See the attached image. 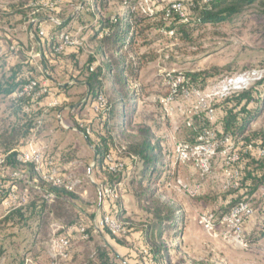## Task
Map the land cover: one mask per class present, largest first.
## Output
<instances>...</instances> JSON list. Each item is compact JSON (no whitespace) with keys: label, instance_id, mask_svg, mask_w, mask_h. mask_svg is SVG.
<instances>
[{"label":"rangeland","instance_id":"rangeland-1","mask_svg":"<svg viewBox=\"0 0 264 264\" xmlns=\"http://www.w3.org/2000/svg\"><path fill=\"white\" fill-rule=\"evenodd\" d=\"M88 1L66 0L56 11L39 13L35 12L34 7L27 5L22 9V14L15 15L6 6L9 3L0 0V39L12 38L19 53L30 52L31 47H34L32 66L47 75L41 82L50 81L58 101L57 106L44 114L49 131L43 139V151L55 159L56 165H45L42 172H37L35 168L33 170V165H0V243L5 249V254L0 259L1 264L19 261L22 256L26 259L38 256L39 264H50L48 244L52 238L53 225L67 224L66 219L58 217L54 212L45 219V227L39 230L37 219L23 228L2 223L15 210H10L12 205H16L15 202H8L6 206V200H10L13 189L20 196L26 195L28 201H45L53 209L63 202L60 199L56 201V197L64 194L55 189L53 182H46L44 176L55 170L57 176L65 182L78 181L71 193L87 215H92L96 211V203L101 193L100 185L109 180V174L101 166H96V151L90 141L79 131L90 128L93 131L94 144L99 143L98 137H102L101 134L105 136L102 125L92 110L95 99L90 97V91L85 85L91 68L96 69L100 64V58L96 54L98 43L89 41V28L69 22L80 13L83 3ZM190 1L192 2L151 0L150 4L157 11L175 2L189 4ZM34 19L41 20L43 25L40 30L46 33L44 37L41 36L48 54L45 61L39 57L36 43L30 39ZM58 21L68 25L54 37L57 39L63 32L70 33L82 39V48L67 49L61 55H55L50 33L54 22ZM32 30L34 33L35 27ZM155 38L150 45L145 46L142 41L139 42L138 54L145 58L138 82L142 90L137 104L136 123L151 127L155 142L161 147L159 159L163 166L158 174V184L163 186H158L159 194L155 199L160 197L171 207L178 208L179 215L182 216L178 220L182 223L179 232L181 236L174 240L165 239L171 251L168 259L160 264H264V183L250 201L256 212L245 219L243 242H238L231 227L222 223V220L239 202L236 189L240 188V180L239 186H227L229 178L223 158L219 154L213 159L211 170L207 174L202 173L195 163L181 164L176 157L178 143L196 144L199 137L207 131L214 132L218 139L225 135L221 134L225 131L220 119L226 102L242 92H252L255 102L250 106L253 108V118L244 133L239 134L240 141L250 143L264 138L263 8L258 3L248 6L240 15L218 24L193 22L184 32L180 29L154 30L149 34V39ZM196 73H206L205 80L202 77L199 82L192 81L189 75ZM245 74H250L255 79L247 89L234 92L228 97L222 95L226 82ZM1 75L0 70V77ZM179 78L184 79V82L174 94L172 83ZM57 83L64 85L62 88L66 90H59ZM170 97L173 98L171 102H163ZM2 99L0 98V119L7 117L10 107L9 102H2ZM58 108L60 110H56ZM111 136L115 139V154L121 163L136 165L125 152L124 147L127 144L124 139L114 133ZM39 143L42 144V141L39 140ZM15 173L22 177L16 179ZM123 183V190L115 205L125 219L124 222L130 224L133 234L138 230L142 231L152 218L139 208L128 183ZM196 186L200 187V191L193 197L188 189ZM69 211V215L72 214L73 211ZM204 213H211L215 217V229L211 232L200 224V217ZM86 224L89 225L87 222ZM90 235L88 241H76L71 264H85L97 250L99 237L96 232H90ZM253 237L258 239L251 242ZM127 238L121 239L122 245L127 244ZM177 245L179 249H172ZM137 253L142 259L141 252L138 250Z\"/></svg>","mask_w":264,"mask_h":264},{"label":"trees","instance_id":"trees-1","mask_svg":"<svg viewBox=\"0 0 264 264\" xmlns=\"http://www.w3.org/2000/svg\"><path fill=\"white\" fill-rule=\"evenodd\" d=\"M6 1L9 3L6 6L17 15L22 14V9L27 5L39 0ZM138 2L139 0H89L87 3H83L80 13L69 22H76L82 27L89 28V41L98 43L96 54L101 61L99 60L100 64L96 69L91 68L92 71L88 74L85 85L90 91V97H93L95 101L100 94H103L107 99L104 109L99 112L93 111L102 125V131L105 132V136L101 134L102 137H98L99 143H93V131L90 128L86 127L79 131L90 141L91 146L98 154L96 166H101L109 174V180L104 185L110 186L120 181L127 182L139 208L152 218L150 223L142 229L145 247L141 250V255L145 264L151 262L160 264L166 258L168 259L171 251V247L166 244L165 239L174 240L181 236L179 232L182 223H179L178 220L182 216L179 215L178 208L171 207L160 197L155 199L159 194L158 186H163L158 184V174L160 167L163 166L159 159L161 147L155 142L151 127L136 123L137 104L141 99L142 90L139 88L138 82L143 58H145L138 54L139 42L142 41L145 46L152 44L156 38L149 39V34L154 30L174 31L180 29L184 32L185 28L193 22L196 24L223 23L240 15L246 7L257 3L264 12V0H212L210 3H204L203 0L202 2L192 0L189 4L182 2L189 10L187 21L180 19L179 14L172 9V4L166 5L153 14H146L137 9ZM40 21L39 19L34 32L37 38L41 37ZM67 25L68 23L62 21L54 22L53 30L51 33L49 32L52 35L50 42L55 55H61L66 51L62 53L55 51L58 40L54 36ZM187 36L188 34L186 38ZM79 48L82 47L73 49ZM6 65V57H0V68L4 69ZM205 74L196 73L189 77L192 81L199 82L202 77L205 80ZM44 77L47 75L35 69L31 61L26 63V58L22 55L20 63L11 65L9 70L2 72L0 96H10L32 80L41 84V79ZM58 89L66 90L59 86ZM49 96V93L36 99L24 96L18 98L10 106L14 120L5 119L0 122V150L7 152L19 148L32 139H40L49 131V124L43 117L46 107L42 105ZM252 102H255V97L250 91L235 94L227 100L224 114L220 119V124L225 131L221 134L230 135L238 144L241 163L244 164L242 165L244 168L241 169L240 188L236 189L239 202L235 205L241 202L250 203L253 195L264 183V158L256 159L246 154L244 148L248 142L240 141L241 137L239 136L244 133L253 118V108L250 107ZM112 133L124 139L127 144L124 147L125 152L131 156L136 165L123 164V168L117 172L110 171L109 165L104 160L107 155L105 152L114 154L116 163H121L115 154L117 150L115 149V139L111 136ZM17 156V152L8 155L3 165H10L9 167L15 164L24 165L19 163ZM45 157L56 165L55 159L46 154ZM236 166L239 167V165ZM34 168L32 166L33 170ZM54 187L64 194L62 197H56V201L59 199L63 201L60 205L54 206L52 209L45 201L31 199L26 205L15 209L5 217L2 223L10 224L15 228H23L30 226L31 221L37 219V229L39 230L45 227V219L54 212L58 217L66 219L65 226L83 224L87 226L89 233L95 232L94 215H87L71 191L67 190L64 185ZM69 210L73 211L70 215ZM111 214L115 218L119 217L123 220L121 222L127 229V235L124 237L115 236L107 228H104L103 231L112 239L123 243L121 239L130 236L132 228L129 223L124 222L125 219L118 210ZM262 214L264 217V208ZM257 239V237H253L251 242H255ZM96 249L85 264H119L116 262L113 251L107 246L99 244ZM172 249H179V245ZM4 254V246L0 243V259ZM38 258V256L33 258L34 263L38 262ZM71 262L61 264H71ZM7 264H26V258L22 256L19 261L13 260Z\"/></svg>","mask_w":264,"mask_h":264},{"label":"built area","instance_id":"built-area-1","mask_svg":"<svg viewBox=\"0 0 264 264\" xmlns=\"http://www.w3.org/2000/svg\"><path fill=\"white\" fill-rule=\"evenodd\" d=\"M150 1L151 0H139L137 9L146 14H153L155 11L151 7ZM63 2L64 0H39L32 3L31 6L35 8L36 13H39L41 11H54ZM203 2L210 3L212 0H203ZM172 9L179 14L182 21L188 20V12L182 2L173 3ZM33 23H36V20H34ZM45 35L46 33L44 30H40V36L44 37ZM57 39L58 45L55 49L57 53H62L67 49L78 48L83 45L82 39L67 32L61 33ZM13 49L16 48L14 47ZM254 80L255 79L250 74H245L237 79H231L229 82L224 84L223 91L221 93L223 96L228 97L234 92L247 89ZM183 82L184 79L179 78L177 81L172 83L174 94L177 93L178 88L183 84ZM45 93L50 94L47 85L45 83L39 84L37 81L32 80L22 86L15 94V97L21 98L27 96L36 99ZM172 100L173 98L170 97L163 102L169 103ZM57 105V100L50 103V107H55ZM106 105V97L103 94H100L93 104L92 110L94 112H99L104 109ZM210 112L214 113L213 110ZM244 150L246 154H249L256 159L264 158V138L257 142L248 143ZM218 154L222 156L224 165L226 166L225 172L229 178L227 186H234V184L235 186H239L241 169L244 168V166H242L244 164L241 163V153L239 152L238 144L235 143L230 135H223L220 139H218L214 132L207 131L199 137L196 144L178 143L176 147V157L179 163L188 164L193 162L204 174L210 172L212 161ZM17 160L19 163L24 165H33L37 172H42L45 165H54L53 161L46 159L43 149L34 144H30L26 151L19 153ZM104 160L109 165V169L112 172H117L119 169L123 168L122 163H116L114 154L112 153H108ZM5 162L6 157H0V165H3ZM236 165H239V167ZM14 177L19 179L22 176L15 173ZM44 179L46 182H53L55 186L64 185L69 191H72L78 184V181H63V179L57 176L55 170L50 175L44 176ZM123 185V181L114 184V186L102 184L100 185V192L109 203L115 204L123 190ZM199 191V186H196L193 189H188L189 194L193 197L197 196ZM10 194V200H6V206L8 205V202L16 203V205H12L10 210L16 209L28 201V197L26 195L20 196L16 193V189H13ZM254 213L255 210L250 203L241 202L231 209V211L223 218L222 223H227L231 227V231L236 241L243 242L242 236L245 219L252 217ZM215 222V217L211 213H204L200 217V224L203 225V227L209 232L215 229ZM93 223L96 233L103 231L104 228H107L115 236L124 237L127 235L125 225L111 213L102 214L101 212H98ZM90 238L91 235L88 232L87 227L83 224L70 226L54 224L52 238L48 244L50 264L71 262L73 259L72 249L74 242L77 240L88 241ZM26 264L38 263H34L33 259L28 257L26 259ZM150 264H153V262Z\"/></svg>","mask_w":264,"mask_h":264},{"label":"crops","instance_id":"crops-1","mask_svg":"<svg viewBox=\"0 0 264 264\" xmlns=\"http://www.w3.org/2000/svg\"><path fill=\"white\" fill-rule=\"evenodd\" d=\"M31 4L32 3H30L29 6H31ZM34 20H36V23L39 21V19H34ZM36 23H32L33 25L31 26V30H30V39H32L33 42L36 43V46L38 48L39 57L42 59V61H45V57L48 56L46 50L44 49L45 42H44V40H42L43 39L42 37H40V38L35 37L33 30H32L33 27H35V29H36V25L38 24V23L37 24ZM42 25H43V23L41 22L40 26H42ZM14 45H15V41L12 38H8L7 40H1L0 39V57H6V61H7L6 67L4 69L0 68V70L2 72L9 70L11 65H15L16 63H20V61L22 59V55L26 58V63H29L30 61L32 62V60H33V57H32V50H34L33 46L31 47L30 52L19 53L18 49H13ZM41 83L42 84L45 83L47 85V87L50 89V95H51L48 97L46 102L42 104L43 106L46 107L45 111H44V114H45L48 110H50L52 108V107H50V103L52 101L56 100L57 98H55V93L51 89L50 81L46 80L45 82H41ZM58 86L61 88L64 87V85H62V84H58ZM18 90H16V92L10 96H4V95L0 96V98H3L2 102H7V103L9 102L8 106H11L16 100H18V98L15 97V94L17 93ZM58 100H59V98H58ZM7 114H8L7 117H5L4 119H0V122L2 120H5V119H9L11 121L14 120V116L12 115V111H11L10 107H9ZM44 114H43V117L45 118L46 115H44ZM47 133H48V131L40 139H32L27 144H25L19 148H15V149H12V150L7 151V152L0 150V157H7L8 155H10L14 152H17L18 154L21 152H24L27 150L28 145H30V144H35L36 146L43 149L44 148L43 139ZM39 140L42 141V144L39 143ZM38 144H40V145H38ZM44 152H45V150H44ZM45 154H46V152H45ZM15 165H17V164H15ZM99 194L100 195H99L98 201L96 203V211L92 214V215H94V217H93L94 220L97 217L98 211L101 212L102 214H108V213H112V212L115 213L117 211V207L115 204L109 203L102 196L101 193H99ZM94 220H93V222H94ZM97 236L99 237V240H100L99 244L101 246H107L109 249H111L113 251L115 257H116V262H118L119 264H145L143 258L141 259V257L137 253L138 250H139V252H141V250L144 249V247H145L143 232L141 230H138V231L134 232L133 234H131L129 236V238H127V240H126L127 241L126 245H122V243L118 244L116 240L112 239L104 231L97 232ZM76 243L77 242L75 241L73 249H72L73 253H74V247L76 246ZM39 260H40V258H38V262H39Z\"/></svg>","mask_w":264,"mask_h":264},{"label":"water","instance_id":"water-1","mask_svg":"<svg viewBox=\"0 0 264 264\" xmlns=\"http://www.w3.org/2000/svg\"><path fill=\"white\" fill-rule=\"evenodd\" d=\"M95 154H96V157H95V162L97 161V158H98V154L95 152Z\"/></svg>","mask_w":264,"mask_h":264}]
</instances>
